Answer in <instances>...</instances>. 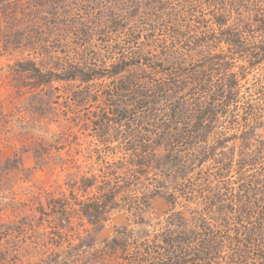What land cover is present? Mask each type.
<instances>
[{
  "label": "rangeland",
  "instance_id": "obj_1",
  "mask_svg": "<svg viewBox=\"0 0 264 264\" xmlns=\"http://www.w3.org/2000/svg\"><path fill=\"white\" fill-rule=\"evenodd\" d=\"M100 1L88 5L83 0H61L51 7L63 17L57 19L59 24L76 19L80 5L88 10L112 8L115 23L112 14L108 25L113 31L94 33L84 55L87 65L98 59L100 69L114 61L110 52L128 46L161 59L166 70V65L180 63L182 58L183 65L194 62L197 44L207 61L219 55L226 59L235 51V46L218 42L226 32L240 35L244 49L264 46V0H127L125 5H117L118 0ZM21 11L19 23H10L7 15L0 14V264H141L146 254L154 258L157 236L170 223L169 215L181 208L166 201L172 192L170 177L160 189L163 196L148 198L157 189L155 183L162 182L160 175L141 174L139 166L134 175L124 174L123 165L118 164L120 170L115 169L118 165L109 167L121 152L111 155L96 147L93 122L107 109L103 91L111 87L108 79L88 83L53 80L31 90L36 77L19 76V65L32 62L42 75L49 71L64 74L59 71L61 65L74 64L77 57L81 60L75 49L79 41L64 26L40 33V18H47L41 14L37 20L26 6ZM47 14L48 19L53 16ZM29 18L34 21L28 28L14 27ZM134 36L136 43L133 40L128 45L127 38ZM235 63L239 93L236 102L226 108L227 115L216 122L213 137L233 139L243 125L264 113V60L251 68L243 61ZM17 77H21L18 82ZM158 77L149 80L161 81ZM225 145L215 150L218 167L221 159H228L239 148L237 140ZM216 169L209 161L193 168L186 180H206ZM88 180H92L91 187L86 186ZM104 191L118 193L115 206L108 203L106 208L113 209L103 210L92 226L82 218L81 203ZM183 207L187 211L194 205L186 202ZM186 217L188 223L182 226L189 233L192 223ZM180 220L176 219L178 224ZM212 264L219 262L215 259Z\"/></svg>",
  "mask_w": 264,
  "mask_h": 264
},
{
  "label": "trees",
  "instance_id": "obj_2",
  "mask_svg": "<svg viewBox=\"0 0 264 264\" xmlns=\"http://www.w3.org/2000/svg\"><path fill=\"white\" fill-rule=\"evenodd\" d=\"M96 1L83 0L88 5ZM60 2L0 0V14L7 15L10 23L22 21L20 13L24 10L21 8L26 6L31 8L30 13L37 20L41 14L47 18H40L42 23L37 28L40 33L50 32L54 26H59L57 30L64 26L69 36L79 41L75 49L81 60L77 57L76 63L61 65L59 71H64V74L49 71L47 76L42 75L32 62L19 65L17 72L21 73L19 76L29 73L32 79L36 77L31 90L53 80L110 81L111 87L103 91L107 109L93 122L96 129L93 136L98 139L96 147L111 155L121 152L118 161L109 167L123 165L124 174L134 175V168L139 166L141 174L152 171L156 176L160 175L162 182L155 183L159 190L151 191L148 198L163 196L160 189L168 184L167 178L170 177L172 192L166 201L173 208L181 207L169 215L172 217L170 223L157 236L155 257L148 259L146 254L141 264H212L215 259L219 264H223L222 261L225 264H264V132L260 129L264 124V113L258 120H250L243 125L245 128L233 139L213 137L216 122L220 116L227 115L226 108L236 102L239 93L237 74L233 72L235 62L243 61L250 68L260 64L264 60V46L244 49L245 43L240 40V35L226 32L218 42L222 41L227 47L235 46V51L226 59L219 55L215 61L214 58L207 61L197 44L193 57L195 63L183 65L186 61L183 62L185 59L182 58L180 63L175 61L176 64L166 65V70L161 59L144 56L145 51H132L128 46L110 52L114 61L110 67L100 69L97 67L98 59L87 65L84 55L94 33L102 35L113 31L108 25L112 8L98 6L88 10L80 5L76 19L61 20L59 24L57 19L63 17L51 7ZM126 2L118 0L117 5H125ZM134 6L138 12L137 3ZM47 12L53 15L49 19ZM32 20L29 18L14 24V27L18 30L28 28ZM216 22L223 24L224 21L217 19ZM112 23H115L114 14ZM133 40L135 36L128 37L126 42L130 45ZM157 77L161 81L149 80ZM20 78L17 77V82ZM160 107L162 113L159 112ZM231 140H237L239 148L228 159H221L218 167L215 150H223ZM114 142L117 143L115 147L110 145ZM209 161L217 166L213 177L206 179L212 180L206 183L203 179L193 181L192 177L186 180L193 168H202ZM119 165L116 170H120ZM87 182L86 186L91 187L92 180ZM102 194L81 203L82 218L92 226L103 210L106 213L113 209L106 208V205L115 206L118 193L104 191ZM186 202L194 207L184 211ZM142 204L148 205L146 201ZM186 215L190 216L192 223L189 233L182 226L188 223ZM179 218L178 224L176 219ZM100 228L101 225L95 231Z\"/></svg>",
  "mask_w": 264,
  "mask_h": 264
}]
</instances>
